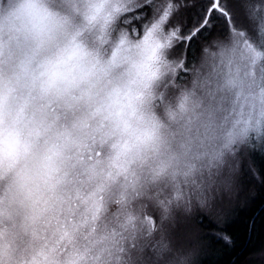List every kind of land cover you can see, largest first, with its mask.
I'll use <instances>...</instances> for the list:
<instances>
[{"label": "clouds", "instance_id": "obj_1", "mask_svg": "<svg viewBox=\"0 0 264 264\" xmlns=\"http://www.w3.org/2000/svg\"><path fill=\"white\" fill-rule=\"evenodd\" d=\"M254 150L264 0H0V264H204Z\"/></svg>", "mask_w": 264, "mask_h": 264}, {"label": "trees", "instance_id": "obj_2", "mask_svg": "<svg viewBox=\"0 0 264 264\" xmlns=\"http://www.w3.org/2000/svg\"><path fill=\"white\" fill-rule=\"evenodd\" d=\"M256 167L260 179L255 186V197L245 207L238 208L236 212H240L235 219L221 229L233 237L234 246L211 237V253L204 264H245L252 253L264 248V164Z\"/></svg>", "mask_w": 264, "mask_h": 264}, {"label": "rangeland", "instance_id": "obj_3", "mask_svg": "<svg viewBox=\"0 0 264 264\" xmlns=\"http://www.w3.org/2000/svg\"><path fill=\"white\" fill-rule=\"evenodd\" d=\"M250 155H251L252 167L259 174V170H258V168L256 166L259 165V164L260 165L264 164V151L254 150ZM246 176L249 177V179H247V181H248L249 184L252 183L253 185L256 186V183L259 182V180L257 179V177L252 174L251 170H249L246 173ZM259 177H260V175H259ZM239 212L240 211H237L236 212L235 217L239 214ZM201 223L205 224L206 223V218L202 219L201 220ZM214 226L215 225H210V227H214ZM207 258L205 259V261L207 260Z\"/></svg>", "mask_w": 264, "mask_h": 264}]
</instances>
